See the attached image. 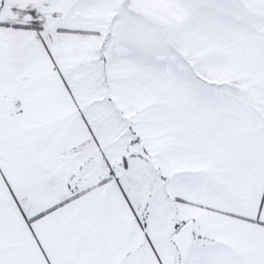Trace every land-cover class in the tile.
<instances>
[{
	"label": "snow or ice",
	"instance_id": "obj_1",
	"mask_svg": "<svg viewBox=\"0 0 264 264\" xmlns=\"http://www.w3.org/2000/svg\"><path fill=\"white\" fill-rule=\"evenodd\" d=\"M0 264H264V0H0Z\"/></svg>",
	"mask_w": 264,
	"mask_h": 264
}]
</instances>
